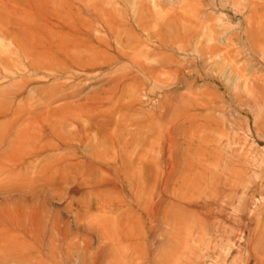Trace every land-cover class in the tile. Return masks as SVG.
Wrapping results in <instances>:
<instances>
[{"label": "rangeland", "instance_id": "rangeland-1", "mask_svg": "<svg viewBox=\"0 0 264 264\" xmlns=\"http://www.w3.org/2000/svg\"><path fill=\"white\" fill-rule=\"evenodd\" d=\"M262 3L264 0H0V138L4 127L10 122L16 123L14 127L27 125L30 114L42 110L52 96L58 99L67 93L71 102L84 103L89 95L112 87L116 76L123 78L131 75L149 78L151 83L147 88L128 87L120 97L118 109L126 112L127 107L136 101L147 108L144 107L146 109L142 111L137 107L132 116L119 115L115 119L119 130L116 128L114 132L123 136L127 143L131 135L137 136L138 131H144L148 139L144 159L147 164L150 163V167L153 166L154 172L160 171V176L166 175L163 166L165 156L168 157L164 151L165 135L171 127L177 129L176 143L179 146L176 145V152L183 158L187 144L182 130L192 132L193 138L187 137L188 140L192 138L193 152L185 156L194 158L198 170L195 168L196 175L195 172L192 175L195 182L188 188L187 204L210 200L212 192L208 191L209 180L216 172L222 176L225 173L232 176L239 171L234 177L235 190L226 191L222 186L219 192L218 204L227 201L221 209L216 210L215 214L219 216L207 219L196 213L186 220H179L174 226L175 235L179 238L178 252L169 249L167 243L172 238L170 234L173 235V229L167 223H161L160 230L154 235L159 242L158 248L150 245L149 254L131 253L128 259L125 258V263L120 260L121 263L117 264H210L212 250L222 240L230 244L236 242L237 246L232 248L222 264H243L247 240L238 219L241 215L253 218L264 206V168L257 173L264 160V49L257 46L260 42L264 43ZM259 4L262 6L258 8ZM226 16L230 25H221L220 19ZM17 18L18 22L34 18L43 24L42 40H34L28 34L17 32L14 26ZM10 32L17 34L10 35ZM250 34L252 37L248 36ZM58 46L68 55H57ZM248 46L251 48L248 49ZM45 52H48L47 57L42 56ZM35 56L37 61L46 62L52 68L50 73H42L39 80L38 76L32 78L26 73ZM78 60H84L82 62L86 67L77 72L74 80H66L68 74L61 77L56 74L62 63L71 66ZM142 67H147L153 74L145 75ZM164 89H168L167 92L178 104L176 109H162L160 106L163 99L160 90ZM5 110L10 111L9 121L3 116ZM79 110L74 122L62 123L66 133L82 135L89 127L88 114ZM158 117L163 119L157 121ZM136 121L146 122L143 129L147 127L148 133L143 129L138 130ZM111 128H115V125ZM84 141V149L72 148L64 154L71 157L76 153L74 149H77L78 152L102 153L109 158L118 152V144L107 147L98 136L91 135ZM131 147L136 153L132 148L129 156L131 160H137L138 148L134 144ZM216 155L220 159H217L220 162L218 166ZM235 158L240 164L232 163L236 162ZM45 159L41 157L35 166L40 167V162ZM9 181L10 177L0 172V183ZM203 186L207 187L206 191L198 197L195 191L205 189ZM84 189L81 187L83 192ZM146 190L148 192L149 189ZM67 199L59 202L56 199V204L58 209H64L67 218L74 220L67 210L70 198ZM74 199L78 201L79 197ZM194 208L200 211L196 206ZM162 229L167 233L165 237L162 236ZM3 251L15 253L16 250L5 251L0 243V255L4 254ZM0 264L17 263L4 260Z\"/></svg>", "mask_w": 264, "mask_h": 264}, {"label": "bare ground", "instance_id": "bare-ground-1", "mask_svg": "<svg viewBox=\"0 0 264 264\" xmlns=\"http://www.w3.org/2000/svg\"><path fill=\"white\" fill-rule=\"evenodd\" d=\"M256 4L254 6H257ZM260 5H258V8ZM252 17L254 21V16ZM182 21L184 20L182 19ZM219 22L221 25H230V20H228L227 16L220 19ZM14 26L17 32L28 34L34 40H42L43 38L40 35L43 24H40L37 19L30 18L27 21L18 22L17 18V23H14ZM249 28H251V25ZM190 31L188 30V32ZM17 32H10L9 34L13 35L17 34ZM248 36H251V34ZM23 40L25 42V39ZM261 43V46L259 44L256 45L263 50L264 43ZM250 44L252 45V43ZM58 47L59 52H55L57 55H68L60 46ZM250 48L251 46L248 49ZM221 51L223 52V50ZM46 54L48 52H45L42 56L47 57ZM31 61L26 73L31 75L32 78L38 76L39 80V76L42 73L51 72L52 68L50 69L48 63L37 61L36 56ZM82 61L84 62V60H78L77 63L71 66L68 63H62L60 70L56 74L60 77L68 74V77H65L66 80H74L77 72L86 67ZM142 69L145 75L153 74V71L147 67H142ZM142 78L131 75L123 78L116 76L113 79L112 87L89 95L84 103L82 101L78 103L71 102V97L67 93L62 94L58 99L52 96L46 101V105L42 110L30 114L27 125L14 127L16 124L14 121L15 124L10 122L9 125L4 127V132L0 138V172L2 175L9 176L11 181L0 183V243H2L5 251L13 249L18 251V253L16 251L15 253L3 251L4 254L0 255V263L4 260L13 261L17 264H117L120 260L125 263L124 261L129 258L128 256L131 253L149 254L150 245L153 248H158L159 242L155 240L154 235L160 230L161 223L163 225L167 223L173 229V235L170 234L172 238H168L169 242L167 243L170 246L169 249H175V252H178L177 242H179V238L175 235L174 226L179 220H186L189 216L191 217V215L196 213H200V215H203L202 217L207 219L219 216L215 214L216 210L221 209L225 202L227 203L226 200H223L220 205L218 204L219 192L222 186H224L226 191L235 190L234 184L236 181L234 179L236 178L234 177L238 175L239 171H236L237 173L232 176L226 173L222 176L216 172L212 179L209 180L210 185H207L208 191L212 192L209 196L210 203L209 201L206 203L198 201L194 205L187 204V191L191 183L195 182L192 181L194 178L192 175L196 168L194 158L189 155L185 156L188 153L191 155L193 152L191 144L192 132L189 131V134L187 132L188 129L182 130L185 134V143L187 144L183 158L176 152V147L179 146L176 143L177 129L171 127L170 131L167 134L165 133L164 151L168 156H165L163 161L165 176H160V171L154 172L153 168H151L153 166L150 167V163L147 164L144 159L146 157L145 146L148 140H146L147 135L144 131H138V133L135 131L137 136H134L135 134L131 135L127 143L124 141L123 136L115 134L114 129L118 128V123H115V119H118L119 115L122 114L123 117H128L132 116L137 107H140L137 110H145L147 108L142 102L138 103L136 101L132 102V106L127 107L126 112L118 109L120 97L125 94V90L128 87L133 86L136 89L140 87L147 88L148 84L151 83L149 78ZM34 79L37 80V78ZM127 83L129 84L127 85ZM24 88L27 89L26 85ZM168 89L160 90V95L163 96L160 106L162 109L169 107L176 109L178 104L171 98L170 93L167 92ZM120 91L121 93H119ZM157 91L159 90L157 89ZM19 100L17 101L19 102ZM56 104L57 106H55ZM262 104L264 103L262 102ZM253 106L257 107V105ZM79 109L88 114L86 119L89 127L82 135L66 133L62 128V123L74 122L77 119L76 114H78L77 111ZM9 110H5L3 113L6 121L11 119ZM116 111H119V113H116ZM165 112L167 111L165 110ZM162 119V117H158L157 121ZM145 123H137L136 121L135 127L138 130H142L145 127ZM112 125L113 127L115 125V128H111ZM130 128L133 130L132 127ZM91 135L100 137L102 144L107 147L109 145L116 147V144H118V149H116L118 152L109 158L108 155L98 152H78L77 149L79 150V147L84 149V139L91 137ZM187 135L192 138L188 140ZM92 144L94 145L95 143ZM132 144L138 148L136 149L138 150L137 160H131V156H129L134 149V146L131 147ZM150 146H152V143ZM72 148H77L76 150L74 149L76 153L71 157L66 156L64 153ZM104 152H107V150ZM41 157H45L46 161L40 162V167H36L37 164L35 163ZM215 158L217 161L218 155ZM227 160H230V158ZM239 162L237 160L236 162L232 161L234 164ZM216 163L217 166L218 164L220 165V162L218 163L217 161ZM261 164L257 173L263 171L264 160ZM233 167L235 166L233 165ZM155 169L157 168L155 167ZM243 172L246 171L244 170ZM194 175H196V172ZM224 177H226L225 181ZM258 177L259 175L256 174V178ZM81 187L85 188V192L81 190ZM147 188L151 194L149 190L147 192ZM204 188H198L195 191L198 197L205 193L207 187ZM65 193L67 194L66 196H64ZM76 197H79L78 201L74 199ZM65 198H70L67 210L72 214L74 220L64 215L63 208L60 209L59 207L58 209L56 201L58 200L59 202L62 199L64 201ZM212 201L214 202L212 203ZM194 206L199 208L200 211L196 210ZM239 220L247 240L245 246L247 254H245L243 264H264V206L257 211L253 218L241 215ZM243 232H241V235H243ZM165 234L167 235L166 231L162 229V236L165 237ZM233 244L225 240L218 243L212 250L213 256L210 264L224 263L227 259L226 256L236 246V244Z\"/></svg>", "mask_w": 264, "mask_h": 264}]
</instances>
